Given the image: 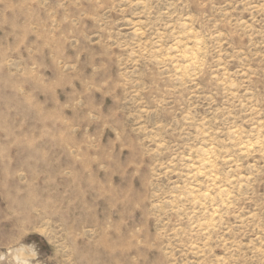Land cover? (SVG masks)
<instances>
[{
	"label": "rangeland",
	"instance_id": "obj_1",
	"mask_svg": "<svg viewBox=\"0 0 264 264\" xmlns=\"http://www.w3.org/2000/svg\"><path fill=\"white\" fill-rule=\"evenodd\" d=\"M0 264H264V0H0Z\"/></svg>",
	"mask_w": 264,
	"mask_h": 264
},
{
	"label": "bare ground",
	"instance_id": "obj_2",
	"mask_svg": "<svg viewBox=\"0 0 264 264\" xmlns=\"http://www.w3.org/2000/svg\"><path fill=\"white\" fill-rule=\"evenodd\" d=\"M195 44H196V40H195ZM186 48H187L188 51H189V48L186 46V47H185V52H186V50H187ZM191 49H192V48H191ZM180 51H181V50H180ZM182 51H184V50H182ZM188 51H187V52H188ZM190 51H191V50H190ZM192 51H193V50H192ZM179 54H180V53H179ZM181 54H182V53H181ZM183 55H184V54H183ZM181 56H182V55H181ZM182 59H183V58H182ZM188 60H189V59H188ZM243 147H244V146H243ZM204 160H206V159H203V161H204ZM203 161H201V164L207 162V161H205V162H203ZM199 162H200V161H199ZM202 162H203V163H202ZM208 163H209V162H208ZM204 165H205V164H204ZM201 166H203V165H201ZM205 166H206V165H205ZM198 167L200 168V166H198ZM206 167H207V166H206ZM204 168H205V167H203L202 170H203ZM198 170H199V169H198ZM202 170H201L200 172H202ZM198 172H199V171H197V173H198ZM203 174H204V173H203ZM207 178H208V177H207ZM215 179H216V178H215ZM222 187H223V186H222ZM190 196H191V195H190ZM202 196H203V195H202ZM199 206H200V205H199ZM209 218H210V217H209ZM16 255H17V257H20L21 259H24V260H25V256L23 255V253L20 252V253H17Z\"/></svg>",
	"mask_w": 264,
	"mask_h": 264
}]
</instances>
